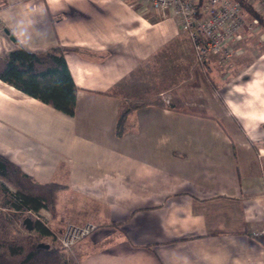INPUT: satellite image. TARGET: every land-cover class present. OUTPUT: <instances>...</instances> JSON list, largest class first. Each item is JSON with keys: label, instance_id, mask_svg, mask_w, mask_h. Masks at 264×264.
Listing matches in <instances>:
<instances>
[{"label": "crops", "instance_id": "0c3cea01", "mask_svg": "<svg viewBox=\"0 0 264 264\" xmlns=\"http://www.w3.org/2000/svg\"><path fill=\"white\" fill-rule=\"evenodd\" d=\"M180 34L135 0H0V53L60 45L77 85L69 115L0 79V154L62 185L44 223L97 225L70 264H264V50L216 76L218 54L197 60ZM149 71L186 110L140 107L119 136Z\"/></svg>", "mask_w": 264, "mask_h": 264}, {"label": "trees", "instance_id": "16d2710c", "mask_svg": "<svg viewBox=\"0 0 264 264\" xmlns=\"http://www.w3.org/2000/svg\"><path fill=\"white\" fill-rule=\"evenodd\" d=\"M240 2L264 28V15L245 0ZM0 79L64 113L74 114L77 85L60 45L43 51L17 46L0 53ZM146 105L186 110L177 104L167 105L160 94L126 98L118 111L117 135H123L128 127V114ZM61 187L55 182L36 181L0 154V264H70L47 225L31 216L40 208L50 210L54 216L56 193ZM27 216L32 218L31 229L23 222Z\"/></svg>", "mask_w": 264, "mask_h": 264}, {"label": "built area", "instance_id": "2783aa9c", "mask_svg": "<svg viewBox=\"0 0 264 264\" xmlns=\"http://www.w3.org/2000/svg\"><path fill=\"white\" fill-rule=\"evenodd\" d=\"M245 1L264 15V0ZM135 5L142 12L169 10L177 22L178 31L189 38L199 61L211 54H219L222 60H227L233 54L232 42L259 24L258 17L250 16L240 0H135ZM96 226L93 222L68 224L58 236L60 246L71 248ZM253 233L264 234V228Z\"/></svg>", "mask_w": 264, "mask_h": 264}, {"label": "rangeland", "instance_id": "374dc122", "mask_svg": "<svg viewBox=\"0 0 264 264\" xmlns=\"http://www.w3.org/2000/svg\"><path fill=\"white\" fill-rule=\"evenodd\" d=\"M179 33H181V32H179ZM183 35H184L183 33L180 34V39ZM262 36H264V28L260 24H258V26L253 28L252 30L245 31L243 33V39L241 38V40L239 42L234 44V45H236L234 47L235 52L233 51V54L227 60H222L221 55L218 54V59H216V61H215L217 63V66H218V68L216 69L215 75L217 76L219 74L225 73L226 71H228V74L229 73L232 74L236 70L235 68L237 66L250 61L255 56L254 55L255 53H260L261 51H263L264 50V38ZM236 51H237V53H236ZM186 54H187V52H186ZM180 62L182 63L184 61L183 60L179 61L176 58L174 62L169 64L168 69L173 70V69H175V67L177 68ZM152 73H153V71H149V73L146 72L144 75L145 78H143L144 82L139 83V85L136 87L137 89L139 87L141 88L142 87L141 85L144 84V87L141 89L143 97L148 96L150 94L162 95L161 93L158 92V89H159V87H165L166 86L167 78H166V75L164 74L165 71L163 72V75H162V72H160V74H157L159 72H156L155 75ZM137 81H142V80L139 79ZM147 93H148V95H146ZM1 210H5V209H1ZM49 212H50V210H49ZM50 215L52 216L51 212H50ZM31 216L33 219H39L42 222L46 221L44 214L40 213V211L36 212V214H31ZM83 223H85V222H83ZM73 224H76V223H73ZM80 224H82V223H80ZM60 234L61 233L56 234V241L57 242L56 241L55 242L57 244H59L58 236ZM46 240L48 241V238H46ZM71 248H69V249L62 248V252L67 259H68V256L70 254Z\"/></svg>", "mask_w": 264, "mask_h": 264}, {"label": "water", "instance_id": "95a60500", "mask_svg": "<svg viewBox=\"0 0 264 264\" xmlns=\"http://www.w3.org/2000/svg\"><path fill=\"white\" fill-rule=\"evenodd\" d=\"M23 222L25 223L26 228L31 229L32 228V219L30 217H26ZM39 246L48 247V244L45 243H39Z\"/></svg>", "mask_w": 264, "mask_h": 264}]
</instances>
